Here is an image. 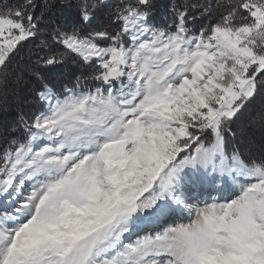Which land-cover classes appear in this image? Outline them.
Segmentation results:
<instances>
[{
  "label": "snow or ice",
  "instance_id": "snow-or-ice-1",
  "mask_svg": "<svg viewBox=\"0 0 264 264\" xmlns=\"http://www.w3.org/2000/svg\"><path fill=\"white\" fill-rule=\"evenodd\" d=\"M8 72L0 264H264V0H0Z\"/></svg>",
  "mask_w": 264,
  "mask_h": 264
},
{
  "label": "trees",
  "instance_id": "trees-1",
  "mask_svg": "<svg viewBox=\"0 0 264 264\" xmlns=\"http://www.w3.org/2000/svg\"><path fill=\"white\" fill-rule=\"evenodd\" d=\"M166 2V0H162ZM75 9H58L56 12L55 20L61 25L67 26L68 23L75 19ZM206 22V21H205ZM199 24V21L198 23ZM31 48V45H25V48L21 49L22 54H26L27 50ZM36 51V49H32ZM45 52L41 51L40 55H44ZM17 63V59L14 58L13 65ZM73 72H75L71 65L68 66ZM64 81L54 80L53 83L59 87L60 83ZM38 88V84L32 79H27L23 85H17L11 72L6 73L3 77H0V101H2L5 112L0 117V145H2L6 139L10 138L12 128L15 125L17 113L22 109L24 112L34 110L31 103L18 105L16 98L18 95H23L29 100L35 99V89ZM260 100L256 102V107L259 108ZM242 134L238 133V139L243 143V146L247 149L249 154L258 155L262 149H264V135H262L260 129L242 128ZM239 132V131H238ZM248 143H250L248 147ZM254 144V145H253Z\"/></svg>",
  "mask_w": 264,
  "mask_h": 264
},
{
  "label": "rangeland",
  "instance_id": "rangeland-1",
  "mask_svg": "<svg viewBox=\"0 0 264 264\" xmlns=\"http://www.w3.org/2000/svg\"><path fill=\"white\" fill-rule=\"evenodd\" d=\"M69 24V23H68ZM199 26V24H197V27ZM71 67H72V69L74 70V71H76V68H75V65H71ZM78 74V73H77ZM239 132L238 133H240V134H242L243 133V131H241V130H238ZM249 145H250V143H248V147H249ZM254 145V144H253Z\"/></svg>",
  "mask_w": 264,
  "mask_h": 264
}]
</instances>
